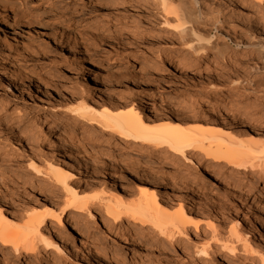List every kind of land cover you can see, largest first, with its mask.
<instances>
[{
	"label": "rangeland",
	"instance_id": "rangeland-1",
	"mask_svg": "<svg viewBox=\"0 0 264 264\" xmlns=\"http://www.w3.org/2000/svg\"><path fill=\"white\" fill-rule=\"evenodd\" d=\"M5 1L0 0L3 4L0 5V68L23 79L15 83L16 87L9 88L2 85L5 81L0 76V149L6 150V156L0 159L6 164H0V212L6 223L16 222L26 204L31 209L46 205V193L56 192L62 196L60 185L50 184L44 177L25 171L26 162L32 153L33 159L41 163H51L60 168H64L65 162L70 164L73 176L67 183L82 193L124 198L132 196L137 187H144V182L147 188L154 185L140 179L144 175L140 169L120 179V173L115 171L114 165L110 169L101 165L105 159L116 164L133 145L121 146L118 136L111 139L115 145L113 148L104 147L103 143L87 144L80 141L78 132L72 136L74 142L70 144L59 139L62 138L60 135L70 133L64 131L68 123L57 126L56 120L62 115L67 118L74 116L59 110L44 124L41 120L44 111H50L55 106L67 109L84 103L96 107L95 103L99 106L112 97L119 99L118 96L127 105H132L137 95H143L141 98L145 106L152 109L154 106L153 111L159 113H144V119L149 118L155 123L153 125H161L164 121H159L162 120L159 116L166 111L164 109L168 111L178 106L180 109L183 105L187 107L185 103H189V100L197 102L195 107L202 110L201 106L206 103L204 99L214 91L235 95L236 92L230 91L227 84L242 78L248 82L252 77L264 75V15H252L251 6H245L246 0H189L192 4L197 2L203 8L201 10L210 16L222 13L220 23L209 20L211 22L205 28L207 33L204 39L212 35L217 40L216 44L218 42L217 46H223L224 42L230 44V52L224 55L223 60L213 58V51H206L198 56V64L191 71L184 70L181 57H172V52L183 51L174 34L176 28L172 25L175 22L171 20V26L161 25L158 21L162 19L155 12L140 11L142 6H148L152 0ZM96 1L99 6L94 9ZM108 3H111V7ZM104 7L109 8L106 10ZM258 7L253 6L252 9L258 10ZM256 16L258 22L252 20ZM252 42L260 46V54L249 47ZM234 43L240 46L233 48ZM158 53H170L171 58L155 70L146 68L145 61L156 58ZM93 74L97 82L94 93L90 94L88 85ZM254 101L253 97H247L241 104L243 108H250ZM255 105L261 106L259 103ZM224 107L225 104L221 102L219 109ZM161 108L164 112H161ZM20 122L25 123L23 133L16 130ZM192 124L189 123V127ZM45 125L49 126L56 140L59 155H53L46 145ZM210 127L216 129L219 126L213 123ZM91 150L93 152H89ZM83 160L89 166H85ZM197 171L201 176L205 175L202 169ZM168 172L165 169L160 171L164 177L160 185L162 188L159 189L172 197V191L165 184L170 174ZM209 179L211 182L206 189L210 195H214L210 197L215 202L224 203L226 207L225 215L220 220L222 230L226 232L236 226L248 241H264V203L257 197L260 192L252 190L250 196L238 198L227 191L221 180ZM190 198L191 195H188L187 199ZM88 209L68 210L74 219L66 232L62 231L60 224L49 221L53 224L49 226L52 235L63 232L61 235L64 239L60 240L59 249L55 251L44 244L39 245L40 264H130L128 259L135 246L133 240H123V247L118 251L110 250V240L96 241L94 226L103 214L96 205ZM211 217V224L217 229L218 219L214 218L215 215ZM81 221L82 224H79ZM118 225L116 228L124 232L125 223ZM211 232L210 228L202 224L199 234H204L197 241H207L214 248L216 245ZM142 245L144 243L140 247ZM165 246L166 253L168 249L172 252L171 256H160L162 246L157 247L151 256L139 248L140 254L132 257L135 262L131 264H248L239 250L234 256L224 253L221 259L197 254L198 250L194 247L197 246L196 238L192 235L181 238L174 248L167 244ZM92 251L96 252L90 254ZM12 255L9 247L0 246V264H25L24 260L30 257L27 254L19 260H12Z\"/></svg>",
	"mask_w": 264,
	"mask_h": 264
},
{
	"label": "bare ground",
	"instance_id": "bare-ground-1",
	"mask_svg": "<svg viewBox=\"0 0 264 264\" xmlns=\"http://www.w3.org/2000/svg\"><path fill=\"white\" fill-rule=\"evenodd\" d=\"M192 1L152 0V3L146 2L148 6L140 8L141 12L148 10L159 15L162 21L159 19L158 22H161V25L168 26L171 20L175 22L172 25L176 28L174 34L183 51L172 52V57H181V65L187 71L193 70L198 64V56L206 51H213L215 54L213 58L223 60L230 47L226 42L223 46H217L218 42L216 44L217 40L212 35L204 39V34L207 33L205 28L211 22L209 20L214 19V23H220L222 13L210 16L201 10L203 8H200L197 2L194 1L192 4ZM94 4L93 8H98L99 3L96 1ZM245 6H251L252 15H264V0H246ZM253 6H259L260 9L258 7V10H253ZM257 16L253 17L254 22H258ZM253 43H250L249 47L260 54L262 49ZM239 46V43H234L233 48L237 49ZM169 54L158 53L156 58L147 59L146 68L155 70L161 67L165 61L170 60ZM0 76L5 81L2 85L9 88L16 87L17 82L23 80L20 77L16 78V75L13 76L5 68H0ZM91 78L90 84L88 83L90 94L94 93L97 82L94 74ZM246 80L237 79L227 84L230 91L236 92L235 95L228 93L223 95L214 91L204 99L206 103L201 106L202 110L195 107L197 102L189 100V103H185V106L186 104L188 106L184 107L182 104L181 109L178 106L174 110L164 109L167 111L164 112L161 108L160 111L164 112L159 116L162 119L159 121H164L161 125H153L155 123H152V120L144 119V113L153 114L156 110L153 111L155 107L151 104L153 109L145 106L141 98L143 95H137L132 105H127L128 103L121 101L122 97L118 96L119 99L114 97L107 101L102 99L104 101L102 105L97 106L95 103L96 107L84 103L77 107L72 106L73 108L61 109L55 106L50 111H44L41 115L44 124L59 110L74 116L67 118L66 115H62L56 120L57 126L68 123L64 126V131L70 133L66 136L60 135L62 138L59 139L69 141L70 144L74 142L72 136L78 132L81 135L80 141L87 144L103 143L104 147L113 148L115 145L111 139L118 136L121 146L133 145V148L125 152L126 154L118 159L116 164L105 159L101 165L108 168L114 165L115 168H112L119 171L120 179L140 169L144 172L140 179L154 185L147 188L144 182V187H137L132 196L124 198L82 193L67 183L73 176L70 164L65 162L64 168H60L51 163H41L33 159L32 153L26 162L25 171L44 177L50 184L60 185L62 196L56 192L46 193L44 197L47 200L46 205L39 209H31L26 204L18 220L11 224L3 221L4 217H1L0 212V246L10 248L12 260H19L28 254L30 257L24 260L25 264H40L39 245L44 244L52 251L59 249L60 240L64 239L63 232L68 230V225L74 219V215L68 210L88 211L89 207L96 205L103 215L94 226L95 240L99 242L110 240L112 251L121 250L123 240H133L135 246L128 259L130 264L135 262V258L132 257L140 254L139 248L145 250L144 254L151 256L157 247L162 246L160 256H171L172 252L169 249L166 253L165 244L174 248L181 238L189 235L196 238L197 246L194 247L198 250L197 254L203 257L213 255L216 259H221L224 253L234 256L239 250L238 252L244 254L248 260V264H264V241H248L246 235L240 234L236 226L226 232L223 231L220 220L226 212L225 204L215 202L210 197L213 194L210 195L206 189L209 188L207 184L211 182L209 178L212 177L221 180L227 191L238 198L250 196L252 190L260 192L257 197L264 203V111H260L264 110V75L252 77L248 82ZM247 97H253L255 101L249 104L250 108H243L241 103ZM221 102L225 104L222 111L219 109ZM256 103L262 107L260 105L256 107ZM155 113L159 114L157 111ZM189 123H193V126L189 127ZM213 123L219 127L216 129L210 127ZM25 129V123L20 122L16 130L23 133ZM45 129L48 149L53 155H59L56 140L49 126L45 125ZM5 152L6 150L0 149V159L6 156ZM84 160L83 164L89 166ZM0 164L6 165L3 161H0ZM162 169L170 173L165 184L172 191V197L159 189L162 188L160 185L164 177L160 174ZM197 169H202L205 175L198 174ZM188 195H191L190 199H187ZM211 215L218 219L217 229L211 224L210 220L213 218ZM49 221L60 224L63 232L52 235L49 226L53 224ZM121 222L126 226L124 232H120L119 229L118 224ZM236 223L239 224V220ZM79 224H82V221ZM202 224L212 230L213 243L216 245L214 248L207 241H197V238L204 234H199ZM85 229L87 230V227ZM141 243L144 245L140 247ZM95 252L92 251L90 254Z\"/></svg>",
	"mask_w": 264,
	"mask_h": 264
}]
</instances>
